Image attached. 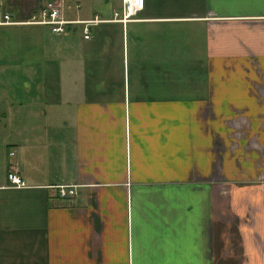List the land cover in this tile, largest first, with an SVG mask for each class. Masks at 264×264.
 <instances>
[{"label": "crops", "instance_id": "obj_1", "mask_svg": "<svg viewBox=\"0 0 264 264\" xmlns=\"http://www.w3.org/2000/svg\"><path fill=\"white\" fill-rule=\"evenodd\" d=\"M43 1L0 0V264H264V0Z\"/></svg>", "mask_w": 264, "mask_h": 264}, {"label": "built area", "instance_id": "obj_2", "mask_svg": "<svg viewBox=\"0 0 264 264\" xmlns=\"http://www.w3.org/2000/svg\"><path fill=\"white\" fill-rule=\"evenodd\" d=\"M121 2V20L129 18V15L134 14L136 11L142 8L143 0H120ZM62 0H44L41 6L32 14L25 23L44 25L50 32L56 35H62L66 30L70 29L71 26L81 25L80 30L82 36L87 38L88 25L93 24L99 20H80V19H70L64 17L61 9ZM0 23H15L9 19V15L4 13L2 15V22ZM11 154V153H10ZM6 179L12 185H21L20 179L11 170L6 172ZM72 193L70 187L60 185L57 188L58 197H67Z\"/></svg>", "mask_w": 264, "mask_h": 264}, {"label": "rangeland", "instance_id": "obj_3", "mask_svg": "<svg viewBox=\"0 0 264 264\" xmlns=\"http://www.w3.org/2000/svg\"><path fill=\"white\" fill-rule=\"evenodd\" d=\"M0 45H1V43H0ZM150 92L151 91H149L148 89H145L144 91H142V94H143V96H147L148 94H150Z\"/></svg>", "mask_w": 264, "mask_h": 264}]
</instances>
